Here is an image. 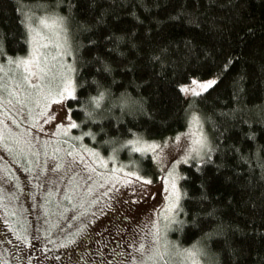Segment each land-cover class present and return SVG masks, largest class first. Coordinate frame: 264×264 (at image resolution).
<instances>
[{
	"label": "trees",
	"instance_id": "trees-1",
	"mask_svg": "<svg viewBox=\"0 0 264 264\" xmlns=\"http://www.w3.org/2000/svg\"><path fill=\"white\" fill-rule=\"evenodd\" d=\"M39 13L74 51L71 147L154 178L137 142L201 115L211 150L182 166L172 245L202 264H264V0H0V64L28 51ZM195 79L216 83L181 91Z\"/></svg>",
	"mask_w": 264,
	"mask_h": 264
},
{
	"label": "rangeland",
	"instance_id": "rangeland-1",
	"mask_svg": "<svg viewBox=\"0 0 264 264\" xmlns=\"http://www.w3.org/2000/svg\"><path fill=\"white\" fill-rule=\"evenodd\" d=\"M28 26V51L0 64V259L11 255L7 238L41 264H202L196 248L172 245L170 233L180 201L172 184L181 198L182 166L211 150L203 117L193 113L184 130L137 142L153 156L154 178L71 147L75 121L60 93L69 85L76 92L73 48L55 15L39 13ZM184 87L200 91L192 81Z\"/></svg>",
	"mask_w": 264,
	"mask_h": 264
},
{
	"label": "flooded vegetation",
	"instance_id": "flooded-vegetation-1",
	"mask_svg": "<svg viewBox=\"0 0 264 264\" xmlns=\"http://www.w3.org/2000/svg\"><path fill=\"white\" fill-rule=\"evenodd\" d=\"M2 246L10 250L11 255L9 254V257L0 259V264H41V261H35L32 255V253L27 252L24 249V245L19 243L16 240H9L5 238L3 240ZM116 246V245H115ZM117 252L121 253L120 250L117 249ZM33 256V257H32Z\"/></svg>",
	"mask_w": 264,
	"mask_h": 264
},
{
	"label": "snow or ice",
	"instance_id": "snow-or-ice-1",
	"mask_svg": "<svg viewBox=\"0 0 264 264\" xmlns=\"http://www.w3.org/2000/svg\"><path fill=\"white\" fill-rule=\"evenodd\" d=\"M25 63H27V62H25ZM215 83H216V81L213 80V81H211V82H209V83H206V84H197V82L194 80V81H192V84H193V85H196L197 88H198L200 91H198V90H196V89H193V88H191V87H184V88L181 89V91L184 92V93H186V94H189V95H200V94H201V91H206L208 88H211ZM70 87H71V86L69 85V88H70ZM69 88H65L64 91L60 93V95L63 96V95L66 93V94L68 95V97H70V98H74V96H73V92L70 91ZM194 119H195V118H194ZM71 127H72V128H75V127H77V125L73 123V124L71 125ZM195 143H196V144H204L205 141H204L203 138H201L200 140L195 141ZM136 151H140V149H136ZM69 155H71V153H69ZM59 168H60V165H59V164H56V165H54V166L51 168V170H52V171H57V170H59ZM138 179H139V178H138ZM143 183H145V184H150L151 181L144 180ZM172 191H173V194H174L176 200L178 201V200L180 199V193L176 190V185H175V183L172 184ZM189 255L191 256V255H194V254L191 253V252H189Z\"/></svg>",
	"mask_w": 264,
	"mask_h": 264
}]
</instances>
